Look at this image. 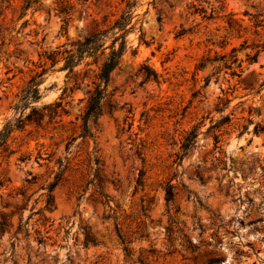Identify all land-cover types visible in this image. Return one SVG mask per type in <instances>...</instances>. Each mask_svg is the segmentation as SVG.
Returning a JSON list of instances; mask_svg holds the SVG:
<instances>
[{"label":"rangeland","instance_id":"obj_1","mask_svg":"<svg viewBox=\"0 0 264 264\" xmlns=\"http://www.w3.org/2000/svg\"><path fill=\"white\" fill-rule=\"evenodd\" d=\"M22 1L0 15V130L25 118L0 147V264H264V51L254 62L246 53L257 48L237 51L240 76L220 60L195 69L263 41L244 13L264 19V0H137L147 44L129 34L88 137L81 117L96 67L68 74L41 55L71 48L126 0H70L65 29L53 0L20 17ZM229 17L246 28L240 37ZM43 67L40 97L15 110Z\"/></svg>","mask_w":264,"mask_h":264},{"label":"trees","instance_id":"obj_2","mask_svg":"<svg viewBox=\"0 0 264 264\" xmlns=\"http://www.w3.org/2000/svg\"><path fill=\"white\" fill-rule=\"evenodd\" d=\"M12 0H0V15L2 12L10 7ZM124 1V0H123ZM40 0H23L21 5L20 17H23L27 11L31 10L33 13L39 9ZM137 0H126L125 8L121 13L115 16L112 20L103 19L101 23H96L87 34L81 39L71 43V48H56L52 51H45L41 56L44 58L45 63L50 62V67H54L60 60L63 64L60 66V70L67 71L68 74L74 73L79 74V67H89L94 65V80L93 88L89 91L86 106L83 111L81 120V136L88 137L92 136V128L96 124L98 117L103 113L104 101L108 95L107 86L111 79V74L119 67L123 55L130 49L129 34L135 31H139L138 39L140 42L146 43L144 33L142 31L141 19L135 17L137 14L134 13ZM54 11L59 15L63 21L62 29H65L66 25L70 21L71 15L75 10V4L70 0H53ZM244 15L249 16V21L255 28L254 33L258 34V28L264 29V19L260 18L257 14H251L245 11ZM206 17V16H205ZM210 17H206L209 19ZM228 32L230 35L239 34L241 30H246L242 23L229 17L228 19ZM26 23V22H24ZM185 31L182 29L177 33V36L183 35ZM240 37V34L238 35ZM147 44V43H146ZM221 47L225 48L228 42H221ZM257 48L256 52L250 54L246 53V59L249 62H254L260 52L264 51V40H259L258 43L251 45L247 44V40L241 42L240 47L232 46L229 53H223L215 55L214 57H202L196 64L195 69L200 70L204 68L206 61L216 62L223 61L222 67L231 70L232 75L240 76L237 73V69H241V61L237 57V51L241 49H253ZM136 50L132 49L134 54ZM44 65V64H43ZM89 69V68H88ZM47 68L43 67L42 71L30 78L26 87L22 89L20 100L15 105V110L24 109L27 103L32 99H38L39 83L40 80L37 78L41 77L46 73ZM241 71V70H240ZM215 74V72L213 73ZM146 76H153L157 80V74L152 69L146 71ZM210 80V76L205 77V84ZM198 91L193 93L195 96ZM230 121L229 116H223L220 120L215 121L212 128H220L225 123ZM25 124V118L22 116L17 117L14 121L8 120L4 123V126L0 130V147L5 146L7 138L14 128H21ZM246 129V127H244ZM263 129L259 124H255L254 132L258 133ZM197 137L196 128L190 130L181 145L182 156L185 155L187 150L195 144ZM216 142L219 140V135L214 136ZM56 182H52L48 186V197L46 198L45 208L50 210L54 207V197L50 195L53 188L56 186ZM168 200H171V192L168 191ZM4 222H2L3 224ZM43 241V239H40Z\"/></svg>","mask_w":264,"mask_h":264}]
</instances>
